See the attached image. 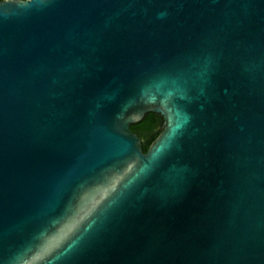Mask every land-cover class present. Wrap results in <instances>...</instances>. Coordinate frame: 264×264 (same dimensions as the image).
Wrapping results in <instances>:
<instances>
[{"label": "water", "instance_id": "1", "mask_svg": "<svg viewBox=\"0 0 264 264\" xmlns=\"http://www.w3.org/2000/svg\"><path fill=\"white\" fill-rule=\"evenodd\" d=\"M0 264H264V0H0Z\"/></svg>", "mask_w": 264, "mask_h": 264}, {"label": "trees", "instance_id": "2", "mask_svg": "<svg viewBox=\"0 0 264 264\" xmlns=\"http://www.w3.org/2000/svg\"><path fill=\"white\" fill-rule=\"evenodd\" d=\"M164 118L157 113L147 112L141 121L130 124V129L141 139L142 150L146 151L149 143L163 128Z\"/></svg>", "mask_w": 264, "mask_h": 264}]
</instances>
